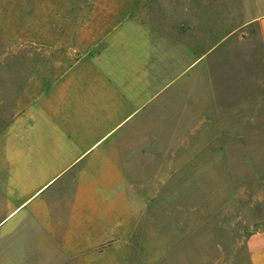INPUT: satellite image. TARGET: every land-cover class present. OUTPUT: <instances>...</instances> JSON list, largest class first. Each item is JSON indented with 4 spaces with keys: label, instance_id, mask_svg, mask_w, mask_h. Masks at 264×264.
<instances>
[{
    "label": "rangeland",
    "instance_id": "rangeland-1",
    "mask_svg": "<svg viewBox=\"0 0 264 264\" xmlns=\"http://www.w3.org/2000/svg\"><path fill=\"white\" fill-rule=\"evenodd\" d=\"M196 1L198 48H210L198 66L204 79H176L112 137L124 140V171L133 172L123 183L131 219L116 236L133 229L123 264H250L248 239L264 229L260 36L242 18L243 0ZM163 2L0 0V136L77 62L98 56L117 26L149 10L158 22ZM117 252L107 248V264Z\"/></svg>",
    "mask_w": 264,
    "mask_h": 264
},
{
    "label": "crops",
    "instance_id": "crops-1",
    "mask_svg": "<svg viewBox=\"0 0 264 264\" xmlns=\"http://www.w3.org/2000/svg\"><path fill=\"white\" fill-rule=\"evenodd\" d=\"M159 15L117 26L98 56L77 62L0 136V264H107L109 246L118 248L112 264H123L133 229L116 236L131 219L123 183L133 172L124 171V140L112 137L176 79H204L198 66L210 50L195 34L203 2L164 0ZM243 17L264 55V0H243ZM247 244L250 264H264V229Z\"/></svg>",
    "mask_w": 264,
    "mask_h": 264
}]
</instances>
